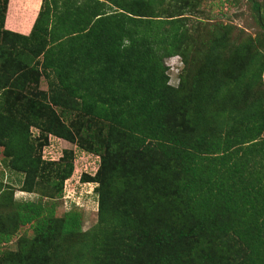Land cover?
<instances>
[{
    "label": "trees",
    "instance_id": "16d2710c",
    "mask_svg": "<svg viewBox=\"0 0 264 264\" xmlns=\"http://www.w3.org/2000/svg\"><path fill=\"white\" fill-rule=\"evenodd\" d=\"M165 2L43 0L24 35L4 27L9 0L0 1V147L26 191L46 178L31 128L75 142L54 106L91 117L102 137L92 132L86 148L101 158L97 225L82 232L79 216L67 215L56 235L71 245L60 253L50 252L49 234L26 232L9 264H39L49 253L56 264H264V55L252 46L247 58L227 57L235 49L216 37L185 100L165 58L187 24L162 20ZM40 77L48 90L29 101L35 110L4 113L15 80L25 88ZM27 206L21 224L39 227ZM0 235V244L11 239Z\"/></svg>",
    "mask_w": 264,
    "mask_h": 264
},
{
    "label": "rangeland",
    "instance_id": "374dc122",
    "mask_svg": "<svg viewBox=\"0 0 264 264\" xmlns=\"http://www.w3.org/2000/svg\"><path fill=\"white\" fill-rule=\"evenodd\" d=\"M165 1L159 10L162 20L183 18L187 24L186 30L181 32L182 35L175 45L177 52L165 58L170 85L181 89V96L185 100L191 98L189 87L193 84V76L199 73L200 67L204 66L202 63L209 53V44L216 37H224L227 49H235L227 50V57L240 55L247 58L252 46L257 47L258 51L264 55V28L259 22V14L255 9V3L262 6L264 19V0ZM42 2L43 0H9L4 27L16 32L32 31ZM31 31L26 35H29ZM2 38L3 35L0 32V43ZM240 70L241 68H237V65L228 68L233 76ZM15 81L16 87L12 92L11 90L6 92L4 96L6 97L4 113L23 118L27 110H35L29 101L35 98L39 90H48V84L44 77H40L38 83L26 85L25 88H21V80ZM257 87L264 102V71ZM240 104L242 103L237 106ZM192 108L195 110L194 103ZM53 110L59 112L62 122L74 134L75 142L51 134L44 129L31 128L32 139L36 144V157L41 160L40 166L46 177L36 185L34 192L26 191L25 174L12 170L10 159L6 158L4 153V147H0V232L2 236L10 235L11 238L10 241H3L0 244V264H9L7 260L12 259L19 251L26 232L28 237L37 236L38 233L49 234L48 244L51 243L53 246L50 252L52 249L54 251L57 249L58 253L63 249L67 250L71 240L69 241L66 235L61 237V234L58 236L56 234L69 214L79 216L82 232H89L98 223L99 203L95 190L99 185L94 182V177L100 169L101 158L86 148L92 132L98 141H102V137L98 136L101 126L91 117L75 112L62 113L63 110L56 106ZM189 111L187 114L189 118L185 113L187 125L192 118ZM43 112L47 122L48 117L52 115V110H43ZM203 124L205 123L202 121L201 125ZM88 127L91 128L90 132ZM71 165L73 166L72 174L67 180L61 182L58 178L59 172L67 175ZM55 183L57 186L54 185ZM32 204L39 213L35 221L39 227L36 228L21 224V214H26V210L30 209L27 205ZM38 262L39 264H56L57 259L52 258L49 253V255L38 257Z\"/></svg>",
    "mask_w": 264,
    "mask_h": 264
},
{
    "label": "crops",
    "instance_id": "0c3cea01",
    "mask_svg": "<svg viewBox=\"0 0 264 264\" xmlns=\"http://www.w3.org/2000/svg\"><path fill=\"white\" fill-rule=\"evenodd\" d=\"M8 30H9V29H8ZM14 32H16V31H14ZM27 32H30V31H27ZM27 32L20 31V32H16V33H20V34H24V35H26Z\"/></svg>",
    "mask_w": 264,
    "mask_h": 264
}]
</instances>
